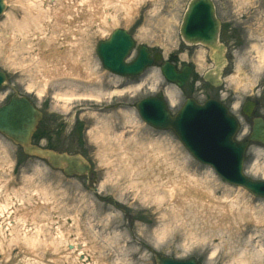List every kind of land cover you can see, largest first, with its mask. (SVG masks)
<instances>
[{"label":"rangeland","instance_id":"1","mask_svg":"<svg viewBox=\"0 0 264 264\" xmlns=\"http://www.w3.org/2000/svg\"><path fill=\"white\" fill-rule=\"evenodd\" d=\"M7 1L0 16V69L7 76L0 89V106L16 93L26 96L43 114L33 142L57 152L81 154L92 169L89 175L67 177L46 160L26 155L0 134V208L4 209L0 213V264H81L78 249L68 248L71 243L82 245L85 264H155L150 248L177 258L195 257L202 264H239L240 257L263 251L264 222L259 224L244 205L257 211L264 207V199L227 183L213 167L200 163L172 130L146 124L136 103L144 97L160 96L167 87L177 91L172 113L186 98L201 103L218 99L240 123L235 139L248 140L252 118L243 114V103L255 101L253 116L264 117V68L258 73L252 66V60L257 61L252 46L264 38V0H251L252 4L213 0L221 21L219 39L226 45L228 59L218 87L203 79L213 66L208 48L187 43L180 34L190 0H138L131 9L127 0L108 4L91 0L90 7L82 6V0H61L64 9L57 26L53 14L39 17L30 0ZM120 28L130 32L138 44L163 53L165 59L193 65L192 81L182 88L168 83L157 63L132 77L104 69L96 45ZM135 56L136 51L127 60ZM73 68L78 73L75 76H71ZM45 71L49 78L46 86ZM151 71L161 77L154 88L153 81L147 80L142 90L100 99L77 96L67 101L57 96L68 88L78 93L93 88L121 90ZM114 78H120L117 86L111 85ZM125 111L136 116L138 127L128 124ZM103 118L108 119L104 122ZM100 125L99 130L90 131ZM103 133L112 136L111 142L103 139ZM121 134L122 143L116 139ZM256 149L263 152L259 159L263 164L264 146L253 142L244 170L248 177L261 180V171L257 176L251 174ZM93 177L98 179L96 185ZM102 182L103 187L99 186ZM148 183L157 189L144 194ZM169 184H177L178 189L172 200L166 193ZM180 190L210 200L212 208L186 199ZM237 198L238 211L225 215L218 204ZM250 263L264 264V251Z\"/></svg>","mask_w":264,"mask_h":264},{"label":"water","instance_id":"2","mask_svg":"<svg viewBox=\"0 0 264 264\" xmlns=\"http://www.w3.org/2000/svg\"><path fill=\"white\" fill-rule=\"evenodd\" d=\"M5 9V0H0V15ZM220 24L212 0H192L181 26V33L187 42H200L209 47L215 67L204 78L213 86L221 85V67L227 63L225 45L217 42ZM134 47L132 36L124 29H117L109 39L98 43L97 53L103 66L111 72L138 75L153 63V58L148 47L140 45L136 58L127 63L125 59ZM154 59L159 60L160 54L156 53ZM161 71L167 80L182 87L189 79L191 67L184 66L178 71L172 63L166 62ZM6 80L5 72L0 69V88ZM136 106L142 119L149 125L158 129H172L197 160L212 165L231 184L241 185L264 198V180H254L243 173L249 141L235 139L240 128L239 121L222 102L211 98L200 104L188 98L174 115L159 97L144 98ZM255 107L254 101H247L243 106L244 114L252 116ZM41 118L42 113L37 107L26 96L16 93L0 107V133L20 145L25 154L46 159L53 168L62 169L67 176L88 174L91 166L82 155L57 152L32 144V135ZM249 140L264 145L263 117L253 118ZM154 260L156 264H201L195 258L177 259L156 252Z\"/></svg>","mask_w":264,"mask_h":264},{"label":"bare ground","instance_id":"3","mask_svg":"<svg viewBox=\"0 0 264 264\" xmlns=\"http://www.w3.org/2000/svg\"><path fill=\"white\" fill-rule=\"evenodd\" d=\"M48 1L49 2H52V3H55L56 6L61 3V0H48ZM67 1H71V0H67ZM103 1H105L106 4H108L110 1H113V0H103ZM127 1L130 2V5L128 6V8L131 9L132 7H134V3H136L138 0H127ZM127 1L124 2V6H126L125 4L127 3ZM243 1L250 2V4L253 3L251 0H243ZM30 2H31L30 7L31 8L33 7L35 9H37L39 17H45V15L53 14L54 15V19H55V21L53 20L54 21V26L59 25V20L62 17L61 16V12L64 9V7H62V3H61V6L59 8H56V6L55 7L54 6L52 7L50 5L47 6L45 4L46 1H44V0H32V1L30 0ZM117 2H121V1L120 0H117ZM5 4L8 7V1L7 0H5ZM80 4H82V6L88 5L90 7L91 0H82V2ZM45 5H46V7H45ZM7 7H6V9H7ZM72 8H73V6L70 9H72ZM122 8H124L123 5H122ZM75 10L78 11L79 10V7L77 6ZM91 14L94 15V12H92ZM49 17L50 16H48V18ZM72 17H74V12H73V16ZM42 25L43 24H41L40 26H42ZM261 41H264V38H261L258 42L254 43L253 46H252V50H254V52L256 54L255 57L257 59V61L254 60V62L252 60V64H253L252 66L255 68V71L256 72H257V70H259L258 73H260L261 72V69L264 68V42L262 43ZM224 56L226 57L225 54H224ZM42 61L43 60L41 59V62ZM211 62H212L213 68H214L215 67V63H214L213 59H212ZM226 62H227V59H226ZM226 65H227V63H225L221 67V70H223ZM74 68H75V66H74ZM74 68L72 70L71 76H75L76 74H78L77 73V70H75ZM48 69L50 70V67H48ZM146 75L147 76L144 79L140 80L136 84L130 85V86H126V87H124L121 90H117V87H116L114 90L105 92V90L103 88H93V89H91L90 92H87V93H78L74 89L68 88V89H65L62 93L58 94L57 96L63 97L67 101L70 100L72 97H77V96H86V98H88V99H93V98L100 99L103 95H105V96H112L113 94H119L120 95V94H123V93L128 92L129 90H142L143 87H144V85L146 84V81L147 80H152L153 81V85L152 86L154 88L155 87V82L158 81L159 78H161L159 72H156V71H151V72H149ZM43 76L46 79L45 80V84H44V86H46V84H47L46 82L49 80V78H47L48 77L47 71H45L43 73ZM222 77L223 76H222V73H221L219 75V78H220L221 81H223V78ZM119 81H120V78H114L111 81V85L112 86H117L118 83H119ZM31 87L32 86H30L29 88H31ZM165 94H166V98L168 99V101H169V103H170L171 106H174L175 104H177V91H176L175 88H173V87H167L165 89ZM233 109H234V111L237 112L238 111V104H235L234 107H233ZM124 113H126L127 115H129L128 112H126V111ZM103 119H104V122H105L106 119H108V118H103ZM127 122H128V124H134L137 127L139 126V121L136 119V116L133 115V114L127 116ZM100 127H101V125L99 127H96V128L93 127V128L90 129V131L91 132H94L93 130H96L97 131V130H99ZM245 134H246V130H243L242 135H245ZM102 136H103V139H105V140H108L109 139L108 141H110V139L112 137V136H109L108 137L107 136V133H103ZM120 137L122 138V134L119 137H117L116 139H118L122 143L123 141H121V138ZM262 153L263 152L260 149H256L255 150V153H254L255 154V159H254V161L251 164V174L254 175V176H257L259 174V172L261 171L260 173H261L262 177L264 178V162H263V164L261 163L262 165L259 163V159L262 156ZM184 169H185V167H184ZM207 179H208V176L205 177V181H207ZM149 183H151V182H149ZM149 183L147 184V188L148 189H147V191L144 194H147L149 190L150 191L154 190V188L157 189L156 186H153L152 184H149ZM103 184L104 183L102 182V183H100L99 186H102L103 187ZM185 184L188 186L189 189L193 188L191 185L189 186V184L187 182ZM175 185H177V184H175ZM175 185L169 184L167 186V189H166V193L169 194L171 200H172V198H174V197L177 196L178 189L176 188ZM182 188H184V190H185V186H183ZM180 191H181V193H183V195L186 197V199L189 198V200H192V199L197 200L198 202H201V203L205 204L206 207H211L212 208V206H213L212 204L209 203L210 200H207V199L201 200L202 198H200V197H199V199H197L195 197H190L187 194L188 191H185V192H182V190H180ZM157 193H159V190H158ZM189 193H190V190H189ZM218 205L221 206V210H222V212L225 215L230 216V215H233L235 209L237 210L239 208V206H237V205H239V199L238 198L235 199V200L233 199L230 202H226L225 204H220L219 203ZM244 206H245L244 207L245 209H249V210L252 211V214H253L254 218H256V220H257V222L259 224H261V223L264 222L262 220V217H261V215H262L261 212H263V214H264V207H259V209L257 211H255L256 209L253 208L252 205H250V204H245ZM3 211H4V209H1L0 208V213H2ZM0 226H1V222H0ZM165 229L166 228L161 229V232H163V233L166 232ZM163 233L161 234V237H158L159 239L163 238L162 237V236H164ZM261 247H263V245H261ZM68 248L71 249V250L77 248L78 249V252H79L78 253V258L81 261V264H85V262H84L85 261V255H84V252H83V249H82V245L81 244H76V243L73 244V243H71V244H68ZM261 250H262V248L259 249V250H256L253 253H249V257H246L248 254L245 253L246 255L244 257H240L241 259L239 260V264H251L250 262L255 257H257V258L260 259L262 257V252L264 251V249H263V251H261Z\"/></svg>","mask_w":264,"mask_h":264}]
</instances>
